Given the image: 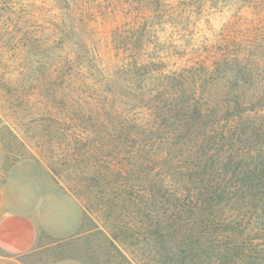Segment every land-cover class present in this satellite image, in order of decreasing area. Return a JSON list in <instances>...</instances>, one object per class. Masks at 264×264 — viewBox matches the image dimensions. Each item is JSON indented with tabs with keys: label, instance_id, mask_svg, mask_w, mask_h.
I'll return each mask as SVG.
<instances>
[{
	"label": "trees",
	"instance_id": "obj_1",
	"mask_svg": "<svg viewBox=\"0 0 264 264\" xmlns=\"http://www.w3.org/2000/svg\"><path fill=\"white\" fill-rule=\"evenodd\" d=\"M31 7L44 14L12 21L13 73L72 115L62 131L88 114L90 151L74 155L91 172L75 193L92 190L107 219L120 205L160 263L264 264V0Z\"/></svg>",
	"mask_w": 264,
	"mask_h": 264
},
{
	"label": "rangeland",
	"instance_id": "obj_2",
	"mask_svg": "<svg viewBox=\"0 0 264 264\" xmlns=\"http://www.w3.org/2000/svg\"><path fill=\"white\" fill-rule=\"evenodd\" d=\"M18 1L0 0V258H17L23 264H51L67 258L82 264H163L154 241L136 234L140 227L134 219L124 221L126 213L120 205L107 219L104 216L113 208L95 211L98 202L91 208L92 190L75 193L91 172L87 157L80 158L83 164L77 158L90 151L88 114L85 123L76 127L74 122H66L67 130L62 131L60 122L65 120L61 119L67 115L64 119L70 120L72 115L60 114L54 98L30 97L31 84L13 73V19L44 14L31 7L43 0ZM15 7L24 11L16 12ZM39 102L51 109L44 111ZM76 135L80 137L77 145L72 143ZM76 147L80 148L77 157ZM108 197L113 195L99 194L98 199ZM114 198L119 202L123 197ZM90 219L98 224L97 229ZM107 236L113 238L115 248L108 244ZM29 237L33 246L25 249Z\"/></svg>",
	"mask_w": 264,
	"mask_h": 264
},
{
	"label": "crops",
	"instance_id": "obj_3",
	"mask_svg": "<svg viewBox=\"0 0 264 264\" xmlns=\"http://www.w3.org/2000/svg\"><path fill=\"white\" fill-rule=\"evenodd\" d=\"M2 208H3V191L1 190V187H0V211ZM25 244L27 245V248L25 249L31 248L33 246L32 238L29 237L28 241ZM0 264H23V263L17 258L2 257L0 258ZM52 264H82V263L77 260L67 258V259L57 260L53 262Z\"/></svg>",
	"mask_w": 264,
	"mask_h": 264
}]
</instances>
